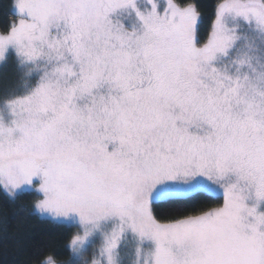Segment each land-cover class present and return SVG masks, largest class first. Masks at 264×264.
Instances as JSON below:
<instances>
[{
    "label": "snow or ice",
    "instance_id": "obj_1",
    "mask_svg": "<svg viewBox=\"0 0 264 264\" xmlns=\"http://www.w3.org/2000/svg\"><path fill=\"white\" fill-rule=\"evenodd\" d=\"M0 193L76 229L39 264H264V0H14ZM217 206L161 220L154 204Z\"/></svg>",
    "mask_w": 264,
    "mask_h": 264
},
{
    "label": "trees",
    "instance_id": "obj_2",
    "mask_svg": "<svg viewBox=\"0 0 264 264\" xmlns=\"http://www.w3.org/2000/svg\"><path fill=\"white\" fill-rule=\"evenodd\" d=\"M14 0H0V32L7 31L15 23L12 14ZM193 3L200 15L199 34L204 36L213 19L217 0H186ZM198 24V25H199ZM218 201L205 193H195L187 198H172L154 204L155 214L166 220L180 215H194L217 206ZM31 208L27 198L19 196L15 202L0 193V264H39L48 254H57L59 261L67 260L65 245L71 233L64 225L42 218L34 211L21 212L20 208Z\"/></svg>",
    "mask_w": 264,
    "mask_h": 264
},
{
    "label": "rangeland",
    "instance_id": "obj_3",
    "mask_svg": "<svg viewBox=\"0 0 264 264\" xmlns=\"http://www.w3.org/2000/svg\"><path fill=\"white\" fill-rule=\"evenodd\" d=\"M13 4H14V1H13ZM13 4H12V14L15 17V23H16L18 22V16L16 15V10L14 9ZM17 86H18V72L16 68L15 58L10 57L6 63L0 64V94L7 93L13 90L14 88H16ZM194 194H191L189 196H192ZM20 196L27 198V200H29L31 203V207L34 204L35 200L37 199V197L31 193H24V194H21ZM48 219L52 220L51 218H48Z\"/></svg>",
    "mask_w": 264,
    "mask_h": 264
},
{
    "label": "flooded vegetation",
    "instance_id": "obj_4",
    "mask_svg": "<svg viewBox=\"0 0 264 264\" xmlns=\"http://www.w3.org/2000/svg\"><path fill=\"white\" fill-rule=\"evenodd\" d=\"M213 19H214V16H213ZM213 19H212V21H210V23H209V29H208V31H207V33L204 35V36H202V35H200L199 33V30H198V36H199V38L201 39V40H203V39H206V37H207V34H208V32L210 31V29H211V24H212V22H213ZM199 24V23H198ZM200 28V24L198 25V29ZM154 213H155V211H154Z\"/></svg>",
    "mask_w": 264,
    "mask_h": 264
}]
</instances>
